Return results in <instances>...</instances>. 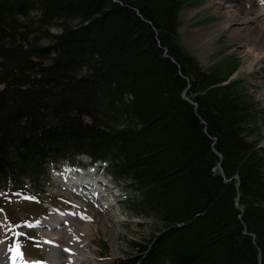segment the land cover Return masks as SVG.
<instances>
[{"label":"trees","instance_id":"1","mask_svg":"<svg viewBox=\"0 0 264 264\" xmlns=\"http://www.w3.org/2000/svg\"><path fill=\"white\" fill-rule=\"evenodd\" d=\"M187 4L0 0V191L43 203L86 154L152 222L113 264H264V108L239 58L205 68L183 43Z\"/></svg>","mask_w":264,"mask_h":264},{"label":"rangeland","instance_id":"2","mask_svg":"<svg viewBox=\"0 0 264 264\" xmlns=\"http://www.w3.org/2000/svg\"><path fill=\"white\" fill-rule=\"evenodd\" d=\"M187 1L188 4L181 11L180 34L183 43L205 68L228 55H235L239 58L240 66L233 77L242 79L249 92L256 97L264 108V58L253 67H249L242 40L235 36L236 24L226 27L222 32L215 35L208 51H205L202 55V51L198 50L193 44V42L198 41L200 36L194 30L208 27L224 19V17L219 13L218 4L215 1ZM252 14L257 20H262L263 15L255 11ZM57 30L58 28L55 27L52 31L57 32ZM261 124V133L249 136V139L264 145V122ZM90 158L86 155L84 157L80 156L79 159L81 160L77 162L79 164L82 160L89 162ZM83 165L85 164L81 163V166ZM83 167H86V165ZM62 168L63 166L60 165L58 169L55 168L51 181L47 183L44 195L45 198H48L46 201L52 202L46 203L48 210L40 207V204L29 202L30 199H25V197H32L31 195L42 197V192L29 191L31 195L22 192L12 194L0 192V236H4L5 244L0 247V254L3 255L2 260L6 261L7 257L12 255L9 247L14 241H19L22 257L26 260L47 262L52 248L49 240H57L56 234L58 233H46V230H50V224L56 221L59 214L66 211L75 212L71 216L72 221H75L76 224L86 222L90 224L91 231L86 238L94 244L96 255L91 254L93 262L88 264H113L116 260L135 252L136 250H133L131 242L147 237L152 229V222L149 218L134 215L127 206L126 196L133 193V188L129 183L113 177L106 167L105 176L109 180V186L106 188V199L113 202V205L106 206L104 202L96 200L87 204L84 200L86 198L70 191L73 185H69L65 182L66 180L60 178L61 172H69L66 170L68 166ZM100 174H104V172L100 171ZM52 204L64 211L58 212L56 210V213H53L56 207ZM43 206L45 207V205ZM17 219L22 220L19 227H15L12 225L14 223H11ZM37 221H39V226H37ZM66 221L67 219L61 220L64 223ZM41 224H44V227ZM28 225L35 226L29 227ZM67 231L68 229H65L63 232L67 233ZM18 233L23 235H17ZM66 253L71 254L65 250L63 259L67 257Z\"/></svg>","mask_w":264,"mask_h":264},{"label":"bare ground","instance_id":"3","mask_svg":"<svg viewBox=\"0 0 264 264\" xmlns=\"http://www.w3.org/2000/svg\"><path fill=\"white\" fill-rule=\"evenodd\" d=\"M212 1L218 4L219 13L223 15L224 19L208 27L194 30L200 36L198 41L193 42V44L204 55L215 35L222 32L226 27L236 24L235 36L242 40L248 65L253 67L264 58V0ZM253 11L263 15L262 20H257L252 14ZM96 171V167L85 173H67L63 171L62 180H66V183L73 185L70 191L86 198L87 200H84L87 204L96 200L104 202L106 206H112L113 202L106 199V188L109 186V180L104 175L95 174ZM57 211L63 212L60 209H57ZM73 213L75 212L66 211L59 214L56 221L50 224V230H46V233L58 234H56L57 240H49L52 248L47 262H43V264H88L93 262L91 254H95V246L91 240L86 238L91 231L90 224L88 222L76 224L75 221H72L71 215ZM62 219H67V221L65 223L61 222ZM41 226L44 227V224H41ZM65 229H68L67 233L63 232ZM4 230L6 231V228ZM4 245V236H0V247ZM65 250L71 254L66 253L67 257L63 259ZM1 257L3 255L0 254V264H13L12 255L8 256L6 261L2 260ZM25 261L34 262L35 260H26L24 257H20L16 259L15 264H24Z\"/></svg>","mask_w":264,"mask_h":264},{"label":"snow or ice","instance_id":"4","mask_svg":"<svg viewBox=\"0 0 264 264\" xmlns=\"http://www.w3.org/2000/svg\"><path fill=\"white\" fill-rule=\"evenodd\" d=\"M25 199H34L33 197H25ZM37 224H39V221L36 222ZM29 227H33L35 225H28ZM15 227H19V225L15 226ZM17 235H23L22 233H18ZM49 243H51L49 241ZM20 242L19 241H14L13 244L9 247V251L12 253V260H13V264H15V261L17 258L22 257V253L20 252ZM24 264H43V262L41 261H34V262H27L25 261Z\"/></svg>","mask_w":264,"mask_h":264}]
</instances>
